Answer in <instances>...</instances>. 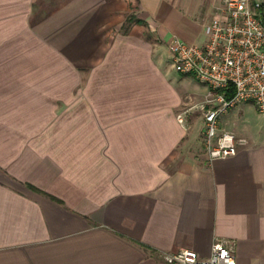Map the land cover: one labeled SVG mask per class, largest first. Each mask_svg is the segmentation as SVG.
<instances>
[{"label": "crops", "instance_id": "crops-1", "mask_svg": "<svg viewBox=\"0 0 264 264\" xmlns=\"http://www.w3.org/2000/svg\"><path fill=\"white\" fill-rule=\"evenodd\" d=\"M129 1L147 26L121 29ZM223 2L0 0V264H168L216 240L264 264V113L229 111L246 143L209 160L161 56Z\"/></svg>", "mask_w": 264, "mask_h": 264}, {"label": "built area", "instance_id": "built-area-1", "mask_svg": "<svg viewBox=\"0 0 264 264\" xmlns=\"http://www.w3.org/2000/svg\"><path fill=\"white\" fill-rule=\"evenodd\" d=\"M263 6L253 0H224L208 22L203 42L173 37L167 43L173 69L210 89L212 104L201 107L203 148L209 160L232 156L246 143L244 137L220 128L222 112L250 101L264 113ZM228 93L231 95L226 97ZM177 117L182 121L181 114ZM162 258L168 264H235L233 249L223 240L213 242L208 257L182 248L164 253Z\"/></svg>", "mask_w": 264, "mask_h": 264}, {"label": "rangeland", "instance_id": "rangeland-1", "mask_svg": "<svg viewBox=\"0 0 264 264\" xmlns=\"http://www.w3.org/2000/svg\"><path fill=\"white\" fill-rule=\"evenodd\" d=\"M254 2L256 3H261V4H264V0H253ZM133 6H131L130 4V1H129V9H127L126 11H124L122 14H123V18H124V21L121 25V29L124 30V29H127L128 27H130L133 23L137 22L138 21V17H137V14H136V10L132 9ZM142 23V22H141ZM144 26H147L146 23H142ZM146 35L148 36H152V32L150 30H145L144 31ZM176 37V36H175ZM160 39V37H159ZM161 40V39H160ZM162 50V58L164 60V63L166 64L167 67L170 68V59H169V56H168V52H167V49L166 47L164 46V48L161 49ZM172 71L173 69L170 68ZM187 83H188V88H189V97L188 99L186 100V103H185V106H183L182 108H185L189 105L192 104V108H195L199 111V113L201 114L202 116V110H201V107L203 105H207V106H210L212 104V102L209 101L210 98H212V95L210 94V89H208L204 84L198 82L193 76H187ZM196 102V103H195ZM194 103V104H193ZM206 103V104H205ZM240 103H238L237 105H239ZM253 104V103H252ZM234 106L232 108H230L228 111H225V112H222L219 116V120H223V122L225 123H230L232 120L231 117L229 115H227V113L230 111V112H233L235 107ZM253 111L254 113H258L261 115L260 112H258L256 109H255V106H253ZM252 112L251 110L248 111L246 114L250 115ZM182 115V113H181ZM247 115V116H248ZM234 117L236 118L237 117V114L236 116L234 115ZM194 122V120H193ZM263 122L262 118L260 119V124ZM264 124V122H263ZM202 125H201V120L198 121V124H197V129L201 128Z\"/></svg>", "mask_w": 264, "mask_h": 264}, {"label": "trees", "instance_id": "trees-1", "mask_svg": "<svg viewBox=\"0 0 264 264\" xmlns=\"http://www.w3.org/2000/svg\"><path fill=\"white\" fill-rule=\"evenodd\" d=\"M260 14H261V17H262V19H263V21H264V6H263V8L260 10ZM138 23H141V22H143L141 19H138V21H137ZM231 95V93H228V94H226V97H229Z\"/></svg>", "mask_w": 264, "mask_h": 264}]
</instances>
